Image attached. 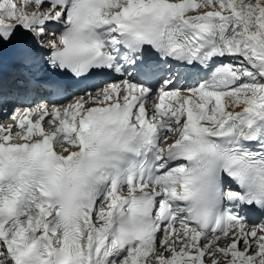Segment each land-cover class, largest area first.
<instances>
[{
	"label": "snow or ice",
	"instance_id": "1",
	"mask_svg": "<svg viewBox=\"0 0 264 264\" xmlns=\"http://www.w3.org/2000/svg\"><path fill=\"white\" fill-rule=\"evenodd\" d=\"M0 264H264V0H0Z\"/></svg>",
	"mask_w": 264,
	"mask_h": 264
}]
</instances>
